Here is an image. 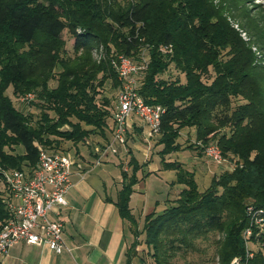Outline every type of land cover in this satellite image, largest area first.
Here are the masks:
<instances>
[{
    "label": "trees",
    "instance_id": "16d2710c",
    "mask_svg": "<svg viewBox=\"0 0 264 264\" xmlns=\"http://www.w3.org/2000/svg\"><path fill=\"white\" fill-rule=\"evenodd\" d=\"M65 32L74 40V56L66 50ZM101 44L120 52L112 56L138 64L149 57L139 91L148 105L165 109L159 155L164 170L176 172L175 184L184 186L162 214L146 217L145 261L174 264L182 248L194 249L212 236L219 237L218 264L244 258L249 241L264 249V234L247 240L243 234L250 221L247 209L264 211V67L216 0H0V168L32 170L41 149L61 154L64 143L77 148L87 133L81 124L102 130L103 140L110 141L111 102L98 96L108 81L119 92L121 83L112 56L94 61L90 55ZM10 88L15 97L34 93L36 98L18 110L7 95ZM34 106L41 112L38 126L29 112ZM58 124L72 130L62 136ZM228 127L230 135H221ZM187 128L196 130L199 143L217 144L237 164L205 192L199 191L195 173L164 159L178 151L177 140ZM12 145L24 153H8ZM130 166L133 172H123L114 204L134 229L137 255L143 240L130 199L142 165L133 159ZM3 195L0 191V224L9 218ZM250 264H264L263 253Z\"/></svg>",
    "mask_w": 264,
    "mask_h": 264
},
{
    "label": "built area",
    "instance_id": "2783aa9c",
    "mask_svg": "<svg viewBox=\"0 0 264 264\" xmlns=\"http://www.w3.org/2000/svg\"><path fill=\"white\" fill-rule=\"evenodd\" d=\"M170 49V48H168ZM94 54L100 60L107 57L103 46L94 48ZM149 57H143L138 64L124 55L112 56L110 64L121 83V89L112 111L113 130L110 141L102 148L96 165L109 155H118L120 149H126L130 133L136 120L145 127L143 136L148 142L161 134L162 118L165 109L160 105H148L139 91V79L148 68ZM36 98L28 93L19 98V103L28 106ZM207 163L226 166L227 161L217 144L204 146ZM77 165L73 153H50L40 150L37 166L32 170H2L3 203L9 218L0 224V264L15 246L24 243L44 245L57 255L63 252L74 254L64 239L65 224L55 219L56 208L67 207V195L73 186V168ZM229 172L237 164L229 163ZM249 226L244 231V238L254 234H264V211L253 206L247 209ZM255 253L246 249L244 258H236L231 264H250Z\"/></svg>",
    "mask_w": 264,
    "mask_h": 264
},
{
    "label": "crops",
    "instance_id": "0c3cea01",
    "mask_svg": "<svg viewBox=\"0 0 264 264\" xmlns=\"http://www.w3.org/2000/svg\"><path fill=\"white\" fill-rule=\"evenodd\" d=\"M136 124L130 133L127 148H121L120 153L115 156L120 161L124 156L123 150L131 156L137 153L140 156H142L141 154L144 156L150 154L151 145L145 139L144 141L140 139L141 136L143 137L145 127L137 120ZM110 129L113 130V121L110 124ZM130 142L134 148L129 146ZM143 145L145 149L142 148ZM103 147L97 146L96 150L78 155L80 160H77V165L73 168L72 174L73 186L67 195L68 206L56 208L55 211L54 218L65 224L64 239L67 246L73 249L74 254L63 252L57 255L47 246L21 243L10 250L1 264H148L145 261L147 260L145 255L147 248L140 246L137 255L133 254L136 241L134 229L128 221L121 217L114 204L120 189H108L104 180V174H107L108 177L113 167L115 168L114 165H117L115 162H113L114 165L111 163L113 158H108L114 156L109 155L102 159L100 166L96 165ZM161 147L158 145L156 149L161 160L159 165L154 163L152 157L143 158V160L132 157L131 160L138 161L142 165L141 169L148 168L150 175H159L166 171L163 168L162 157L159 155L162 150ZM131 160L127 163H118V166L122 164V172L125 171L128 175L133 172L130 166ZM165 162L169 163L170 161L165 160ZM180 163L185 168L184 162ZM190 169L188 171L195 173L196 176L197 171L194 168L193 170ZM175 182L176 179L172 184L174 185ZM120 183H123V177ZM183 190L184 186L180 185L174 191L171 201L177 198ZM135 193L137 192L134 189L130 199V209L139 230V228L143 229L144 224L138 218V214L136 215L139 200ZM169 201L170 199L166 204L167 206Z\"/></svg>",
    "mask_w": 264,
    "mask_h": 264
},
{
    "label": "rangeland",
    "instance_id": "374dc122",
    "mask_svg": "<svg viewBox=\"0 0 264 264\" xmlns=\"http://www.w3.org/2000/svg\"><path fill=\"white\" fill-rule=\"evenodd\" d=\"M216 0V4L218 6L223 5L225 6V15L231 18V24L240 31L242 37L245 41H247L252 48L253 53L256 55L258 66L264 67V0ZM229 4H233L236 8L230 7ZM239 7H237V6ZM63 40L66 41V50L72 56L73 53V44L74 40L69 36L67 32L63 34ZM98 46H103L105 49L107 59H109L112 54L117 53L114 48L109 49L110 47L106 44H101ZM95 46V47H98ZM108 46V47H107ZM94 47V48H95ZM94 48L92 49L91 56L94 61H98L99 58L94 54ZM120 53V52H118ZM119 55V54H117ZM120 56V55H119ZM59 68H57V72H59ZM169 76H176V75H168ZM51 87H56V81L51 82ZM7 95L12 99L15 107L18 110H25L28 106H23L19 103V98L21 96L15 97L13 95V89L10 88L7 91ZM119 95V90L114 87V83L108 81L104 88L101 91V95L98 96V100L103 102L105 99L111 102L109 111L112 113V108L115 107L117 97ZM242 101H235L233 106H237V104L241 103ZM31 113H33V122L34 125L37 124L38 121L41 119V112L40 108L34 106L33 109L30 108ZM49 120L54 119L55 122H58V119L53 115L49 114ZM110 121V120H109ZM37 122V123H36ZM73 123L79 124V122L73 120ZM137 125V124H136ZM135 125V126H136ZM82 129L86 130L87 133L85 134V138L82 143L78 145L76 148L72 143H64L63 149L66 153H73L76 156L77 160L79 159V155L82 153L96 150L97 146H105L106 142L103 140V131L99 129H94L88 127L86 125L81 124ZM58 130L62 133V136L65 132H70L72 129L70 125H60L58 124ZM232 132L230 127L221 130V135L228 134ZM108 136V135H107ZM58 138H61L60 136ZM64 138V137H63ZM62 138V139H63ZM111 138V137H110ZM140 139L144 141V136L140 137ZM130 141V140H129ZM159 137L150 141L149 144L151 145V151L149 156H140L138 153L134 156L126 153L123 150L124 156H122V161H120L115 155L114 157H108L113 162L117 163L114 165L113 170L110 171L108 177L107 174H104V180L107 185L108 189H121L122 183H120L123 172H122V164L118 166V163H127L131 160L132 157H136L137 159H149L153 158L154 163L160 164L161 160L156 152L158 147ZM178 151L173 152L172 154L166 155L164 158L165 160L170 161V164H173L174 167L179 166L182 164L180 162H184V166L187 170H193V168L197 171L196 173V181L198 183L199 191L205 192L207 189L210 188L211 183L214 178H219L223 173L229 172L230 160L227 161L226 166H216L211 163H207L205 156H200L199 154H203L202 148L197 141V133L194 128H187L181 131L180 138L177 140ZM129 146L134 148L133 144L130 142ZM194 147V148H191ZM199 148L198 150L196 148ZM143 149L144 145L142 146ZM162 149V147L160 148ZM12 150V151H11ZM11 150L7 149L8 153L11 154H19L24 153L23 147L20 146H11ZM79 153H76V152ZM87 154V153H86ZM122 154V155H123ZM135 158V159H136ZM127 159V160H126ZM144 166V165H143ZM131 173V169H130ZM176 179V173L173 171H163L159 175L149 174L148 168H143L137 171V183L134 186V189L137 193V198L139 200L138 208L136 215L138 214V218L145 223V219L148 214H157L160 215L163 213L164 209L166 208V204L168 200L173 198L174 191L179 188L180 185L172 184L173 181ZM120 180V181H119ZM0 191H3L2 182L0 179ZM168 208V206H167ZM140 236L143 240V247L146 249L145 245V233L143 229L139 228ZM219 237L212 236L208 241L206 240H199L195 244L194 249H187L182 248V250L178 253L176 258L174 259V264H218V258L216 255L217 248L214 245V242L218 240ZM248 249L255 254H259L260 252L264 255V249L260 247V245H256L253 241L248 242Z\"/></svg>",
    "mask_w": 264,
    "mask_h": 264
}]
</instances>
